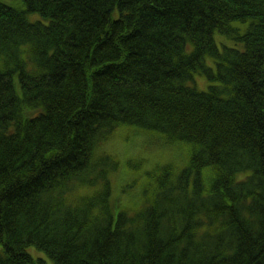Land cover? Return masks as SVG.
I'll list each match as a JSON object with an SVG mask.
<instances>
[{
  "label": "trees",
  "instance_id": "1",
  "mask_svg": "<svg viewBox=\"0 0 264 264\" xmlns=\"http://www.w3.org/2000/svg\"><path fill=\"white\" fill-rule=\"evenodd\" d=\"M21 1L0 0V264H264V0ZM120 126L186 150L131 202Z\"/></svg>",
  "mask_w": 264,
  "mask_h": 264
},
{
  "label": "rangeland",
  "instance_id": "2",
  "mask_svg": "<svg viewBox=\"0 0 264 264\" xmlns=\"http://www.w3.org/2000/svg\"><path fill=\"white\" fill-rule=\"evenodd\" d=\"M7 3L12 4L13 6L23 7L21 0H3ZM28 17L32 20L42 18L39 12L33 11L28 13ZM216 41L218 42L220 48L221 44L232 45V40L225 38L222 40V37L219 33L216 35ZM208 62H211L210 58H207ZM199 78L198 88H206L207 81L202 75H197ZM130 129V130H129ZM104 149L112 153L114 156L119 158L121 161L120 167L110 172V179L112 183V188L115 191H118V188L123 182L128 190L126 199L131 193L129 182L136 175L141 176V181L144 179V174L142 170L151 168L152 166L158 163H172L183 164L185 163V148L177 143L174 144H164L160 139L155 136L150 135L149 133L141 130H132L130 127L120 126L118 127L110 139L104 144ZM134 158L139 159V163H136ZM127 159L126 164H122V160ZM134 179V178H133ZM128 202L129 198L127 199ZM1 247V245H0ZM27 251L35 258H43L46 264H54L50 258L42 251L37 249L35 246L30 245L27 248Z\"/></svg>",
  "mask_w": 264,
  "mask_h": 264
}]
</instances>
